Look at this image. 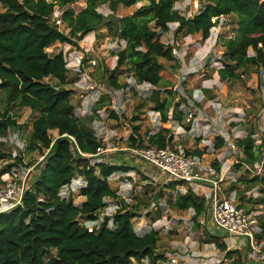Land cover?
I'll use <instances>...</instances> for the list:
<instances>
[{
	"label": "trees",
	"instance_id": "obj_1",
	"mask_svg": "<svg viewBox=\"0 0 264 264\" xmlns=\"http://www.w3.org/2000/svg\"><path fill=\"white\" fill-rule=\"evenodd\" d=\"M76 1L0 0L4 6L0 12V91L4 92L6 102L0 112V138L9 129L20 127L7 106L29 107L37 115L31 122L26 150H39L43 157L38 174L23 194L22 204L0 212V264H157L166 259L157 251L159 232L154 228L136 231L132 219L138 213L127 207L109 183L113 173L127 172L130 167L78 152L79 149L83 153H95L102 140L91 126L81 125L74 114L72 90L64 86L69 82V68L63 53H50L47 49L56 42L76 45L88 32L105 25L109 34L124 41V46L115 53L116 64L107 76L109 83L114 88L125 85L118 83L114 72L128 63L127 71L136 83L155 87L162 79L163 64L159 59L175 58L172 46L161 40L169 30V23H177L175 34L199 33L205 40L221 16L234 14L237 33L224 39L222 65L217 69L219 79L227 81L248 66L264 71V0H199L200 8L191 16L174 8L182 0H86L85 7L79 11L71 7ZM140 1L147 3L122 17L106 18L97 10L101 4L108 3L114 12L118 5L128 7ZM55 7L62 9L66 32L50 20ZM249 49L252 54L248 53ZM48 77L56 83L46 81ZM159 94L155 87L150 91V100L155 103L154 109L160 113L162 122H167L171 102L166 98L161 100ZM99 102L102 99L98 105ZM178 106L179 103L174 105L170 117L181 122L185 112ZM51 130H56L55 137L50 135ZM132 132L138 134L136 125ZM254 133L253 129L248 130L234 145L236 151L242 152L243 162L250 166L262 162L264 171L261 144L255 143ZM138 138L130 134V146L173 147V135L168 127L149 133L146 141L139 135ZM216 140L214 150L225 144L221 136ZM186 153L200 156L204 151L195 149ZM5 156L0 148V159ZM20 161L21 157H15L6 163L0 168V177ZM212 164L220 170L219 161ZM76 175L85 181L77 189L84 197L79 203L73 201V195H61V189ZM247 182L264 183V175H255ZM170 184L175 186L176 181ZM231 188H236L235 183ZM160 196L158 193L157 197ZM109 199L118 208L102 217L100 212ZM172 202L179 210L193 209L194 218L207 208L204 197L190 188L183 194L177 193ZM259 202L264 205V198ZM89 222L94 223L91 231L87 227ZM259 224L264 233V219ZM211 237L218 236L211 234ZM214 244L226 257L237 252L228 249L225 242L214 240Z\"/></svg>",
	"mask_w": 264,
	"mask_h": 264
},
{
	"label": "rangeland",
	"instance_id": "obj_2",
	"mask_svg": "<svg viewBox=\"0 0 264 264\" xmlns=\"http://www.w3.org/2000/svg\"><path fill=\"white\" fill-rule=\"evenodd\" d=\"M145 3L147 1L128 7L118 5L114 12L108 3H104L97 10L106 18L111 15L122 17ZM85 5L86 0H77L71 7L79 11ZM200 5L199 0H182L176 2L174 8L185 16H191L199 10ZM3 10L4 6L0 3V12ZM61 11L55 7L50 20L53 22V19L61 18ZM149 25L153 26V22ZM58 27L67 31L64 22ZM176 27L177 23H169V30L161 36L164 43L172 46L175 58L159 59L163 64L162 79L155 86L160 90L159 98L171 102L167 122H162L160 113L154 109L155 103L150 100V91L155 87L148 83H136L127 71L128 63L119 66L114 72L118 83L125 85L114 88L109 83L107 76L116 64L115 53L124 46V41L109 34L107 26L88 32L76 45L56 42L47 50L50 53L61 51L64 55L69 68V82L64 86L72 90L74 114L79 117L81 125L91 126L102 140L97 157L109 162L125 163L130 167L127 172L113 173L109 183L120 197L128 195L129 199H124L127 207L138 213L132 219L136 231L149 230L152 226L159 232L157 251L163 253L166 259L157 264H263L251 256V246L246 238L238 237L239 240L230 242L226 233L213 226L209 200H206L205 212L197 218L193 217L191 208L179 210L174 207L172 200L177 193H181L176 184L172 186V180L136 154L135 150L140 146H130V134H134L135 139H139V135L146 141L149 133L162 126L168 127L173 135V147L185 152L201 149L207 161L220 162L222 180L218 183V197L234 196L235 203L242 205L240 208L253 213L259 222L264 219V205L259 202L264 198V183L247 182L255 175H264V171L243 162L242 152L235 151L227 155L229 144H235L236 139L244 137L248 130L253 129L255 143L261 144L259 151L264 160V71L248 66L243 71L239 70L238 76L233 79H219L217 69L222 65L223 41L237 33L234 14L221 16L205 40L201 39L199 33L175 34ZM248 53L252 54V49ZM45 80L56 83L50 77ZM100 99L102 102L98 105ZM176 103L185 112L180 123L170 117ZM5 107V94L0 91V112ZM7 108L20 127L9 129L0 138L3 143L0 148L6 154L0 159V168L15 157H21L22 165L32 167L26 179L29 186L38 174L43 158L39 150H26L31 122L37 113L29 107L9 105ZM134 125L137 126L138 134L132 132ZM56 134V130L50 131L51 136L55 137ZM217 136L223 137L225 144L211 151ZM4 177H0V185ZM76 178H79L80 184L84 182L79 175ZM76 178L71 181L73 184L78 182ZM234 183L236 188H231ZM158 193H161L160 197H157ZM72 197L75 203L84 199L77 191ZM112 203L116 202L109 199L108 204ZM111 209V206L107 211L102 209L100 216L104 217ZM158 219L162 220L158 222ZM211 234L218 237L214 239ZM256 239L257 245L264 251V233H258ZM214 240L225 242L228 249L237 252L226 257L216 247Z\"/></svg>",
	"mask_w": 264,
	"mask_h": 264
},
{
	"label": "built area",
	"instance_id": "obj_3",
	"mask_svg": "<svg viewBox=\"0 0 264 264\" xmlns=\"http://www.w3.org/2000/svg\"><path fill=\"white\" fill-rule=\"evenodd\" d=\"M55 25L59 26L62 19L57 17L53 19ZM73 140V138L71 137ZM237 147L234 143L229 144L227 155L235 152ZM211 147V151H213ZM101 147L96 148L95 153L78 152L87 157H96L100 153ZM136 154L145 162L158 169L167 179L179 183L187 184L196 194H201L205 200L210 201V216L215 228L227 234L229 241L239 240L238 237H244L251 246V256L264 264V251L257 245L256 236L262 233L259 221L253 213L246 212L238 207L234 201V196L218 197V183L222 180L221 174L209 161L202 156L187 154L183 149L176 147H140L135 150ZM262 170V162L254 164ZM32 167H25L20 162L13 164L3 175V184L0 185V212H7L22 204L23 194L28 188L26 179L30 175ZM2 176V175H1ZM85 181L83 182V185ZM179 190L185 193L188 188L180 184ZM76 186L70 182L65 185L61 195L68 197L74 195L77 191ZM123 199H129L127 194L121 196ZM111 206L107 215H111L118 208V204H108L104 209ZM93 222L87 223L88 231L94 227ZM152 227V226H151ZM154 228V227H152Z\"/></svg>",
	"mask_w": 264,
	"mask_h": 264
},
{
	"label": "crops",
	"instance_id": "obj_4",
	"mask_svg": "<svg viewBox=\"0 0 264 264\" xmlns=\"http://www.w3.org/2000/svg\"><path fill=\"white\" fill-rule=\"evenodd\" d=\"M179 123H180V122H179ZM239 152H240V151H239ZM204 155H205V154L203 153V154H201L200 156H202L203 159L206 160ZM206 161H207V160H206ZM211 163H212V162H211ZM180 184H182L183 187L188 188V187H187V184L176 182V186H177L178 189H179V187H181ZM82 200H83V199H82ZM82 200H81V201H82ZM81 201H80V202H81ZM160 209H162V208L160 207ZM192 210H193V209H192ZM193 212H194V211H193ZM161 220H162V219H158L157 221L160 222ZM211 222H212V220H211ZM151 228H152V227H151Z\"/></svg>",
	"mask_w": 264,
	"mask_h": 264
},
{
	"label": "clouds",
	"instance_id": "obj_5",
	"mask_svg": "<svg viewBox=\"0 0 264 264\" xmlns=\"http://www.w3.org/2000/svg\"><path fill=\"white\" fill-rule=\"evenodd\" d=\"M74 179H75V178H74ZM74 179H73V180H74ZM76 180L78 181L77 183H74V184H73V183L71 182V183L73 184V186H76V187L79 188L81 185H83V183H82V184L79 183V178H76Z\"/></svg>",
	"mask_w": 264,
	"mask_h": 264
}]
</instances>
